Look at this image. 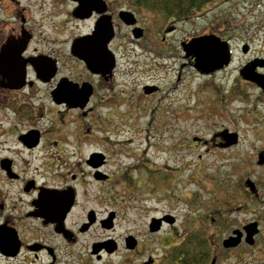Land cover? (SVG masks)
<instances>
[{
  "label": "flooded vegetation",
  "instance_id": "flooded-vegetation-1",
  "mask_svg": "<svg viewBox=\"0 0 264 264\" xmlns=\"http://www.w3.org/2000/svg\"><path fill=\"white\" fill-rule=\"evenodd\" d=\"M86 1L97 4L90 7ZM223 1L211 0L178 19L166 12H139L143 6L138 0H0V242L10 244L7 253L0 250V257L21 258L25 264L69 262L83 236L99 228L107 233L114 230L116 209L102 210L117 176L105 170L109 148L86 150L92 145L90 139L105 148L114 145L110 141L115 107L119 99L124 100L118 83L119 49L128 50L125 54L133 51L139 58L138 52L126 48L139 42L142 53L158 54L165 58V65L172 59L175 64L181 61V69L188 66L199 72L194 66L196 56L186 51V45L202 34L185 35L173 50L168 48L170 34L178 24L192 25L207 6L209 14L219 10ZM123 10L134 14L133 23L120 16ZM142 17L173 23L157 29L156 21L146 23ZM122 37L126 45L120 44ZM159 39L164 46L152 51ZM231 57L230 64L232 49ZM249 82L264 99L263 89ZM159 90L162 86L155 84L142 89L146 95ZM248 123L255 125L251 119ZM225 130L237 134L235 143L222 145L227 142L222 135ZM259 132L264 143V132ZM240 139L236 130L223 127L214 132L212 143L233 149ZM255 152L254 172L247 166L240 174L236 171L237 180L231 177L221 184L224 197H213V206H196L202 211L182 221L186 232L179 243L170 246L169 255L163 253L162 264H264V212L260 211L264 172L257 170L264 168V145ZM240 211L248 217L235 216ZM155 218L161 221L153 231L150 226ZM175 221L169 214L152 217L149 231L157 233ZM128 236L135 237H124L126 251L137 250L138 239L131 249ZM122 246L120 240L104 233L88 244L89 253L79 257L78 264H105ZM137 260L124 253L118 262L157 264L152 256L140 263Z\"/></svg>",
  "mask_w": 264,
  "mask_h": 264
},
{
  "label": "rangeland",
  "instance_id": "rangeland-1",
  "mask_svg": "<svg viewBox=\"0 0 264 264\" xmlns=\"http://www.w3.org/2000/svg\"><path fill=\"white\" fill-rule=\"evenodd\" d=\"M209 8L196 15L192 25L178 24L170 34L168 48L180 46L185 35L219 33L229 39L233 53L232 63L223 70L200 74L188 66L179 68L181 61L175 64L172 59L167 66L165 58L158 54L142 53L144 48L139 42L126 46L138 52L139 58L133 56V51L125 54L128 50L120 47L118 83L124 100L119 99L115 107L112 141L109 140L114 145L105 148L90 139L92 145L86 150L109 148L110 161L105 170L117 176L114 189L103 199L102 210L116 209L117 224L110 233L99 228L83 236L73 247L72 260L58 264H78L79 257L89 253L88 244L104 233L123 245L105 264H119L124 253L133 254L138 263L152 256L162 264L163 253L169 255L173 249L170 246L179 243L186 232L182 221L195 217L203 206H213L211 199L216 195L224 197L221 184L231 177L237 180L236 171L240 174L241 168L247 166L254 172L255 150L264 145L259 138V131L264 132V99L255 85L243 80L239 70L250 60L264 58V0H224L211 14ZM139 10L150 13L146 8ZM142 19L146 23L153 19L157 29L173 23L159 17ZM123 40L125 37L121 45ZM155 44V52L164 46L160 39ZM246 44L249 50L244 53ZM146 84L162 86L163 91L146 95L142 91ZM250 119L255 125L248 123ZM223 127L239 133L238 146L222 149L212 143L214 132ZM197 137L201 140L195 141ZM257 170L264 172V168ZM75 211L74 218L78 215ZM260 211L264 212V207ZM165 214L173 215L175 223L157 233L150 232L151 218ZM235 216L248 217L243 211ZM129 234L139 241L135 251H126L124 246V237ZM0 264L25 263L21 258L0 257Z\"/></svg>",
  "mask_w": 264,
  "mask_h": 264
},
{
  "label": "water",
  "instance_id": "water-1",
  "mask_svg": "<svg viewBox=\"0 0 264 264\" xmlns=\"http://www.w3.org/2000/svg\"><path fill=\"white\" fill-rule=\"evenodd\" d=\"M96 4L97 2L95 1H86L85 3V5H90V7ZM120 16L128 23L134 22V20H131V17H135L132 12L123 10ZM136 35L137 37L140 36L141 32L136 33ZM186 51H191L194 53V55L196 56L194 66L199 72L203 74H210L216 70H219L229 65L231 61V51L228 41L215 34H205L194 38L186 45ZM243 52H248V45L243 46ZM78 55L82 58H85V55L82 52H79ZM258 66L264 67V58H255L249 61L241 68L240 74L244 78L258 84L264 91V73L258 71ZM222 135L227 141L226 143L222 144L223 146H228L237 141L236 133H231L228 130H225L224 132H222ZM160 221V218H155L150 226L151 230H158ZM126 241L128 248L133 249L136 246L137 240L135 239V237L128 236L126 238ZM8 245L10 246V244H2L0 242L1 252L7 253L6 248L8 247ZM98 250L99 249H95L93 252L97 253ZM113 250L114 249H111V252Z\"/></svg>",
  "mask_w": 264,
  "mask_h": 264
},
{
  "label": "trees",
  "instance_id": "trees-1",
  "mask_svg": "<svg viewBox=\"0 0 264 264\" xmlns=\"http://www.w3.org/2000/svg\"><path fill=\"white\" fill-rule=\"evenodd\" d=\"M209 1L211 0H168V4H164L162 0H155L154 2L150 0H138L139 6H143V8L166 12L168 16H174L178 19L189 14L194 9H199Z\"/></svg>",
  "mask_w": 264,
  "mask_h": 264
}]
</instances>
